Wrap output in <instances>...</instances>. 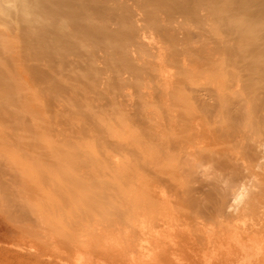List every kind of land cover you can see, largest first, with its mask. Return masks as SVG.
<instances>
[{
	"label": "rangeland",
	"instance_id": "obj_1",
	"mask_svg": "<svg viewBox=\"0 0 264 264\" xmlns=\"http://www.w3.org/2000/svg\"><path fill=\"white\" fill-rule=\"evenodd\" d=\"M186 2L162 0L147 15L140 0H109L118 23L94 22L110 39L92 49L81 38L78 71L32 61L47 81L0 60V264H185L181 250L162 253L157 243H181L188 264L264 263V232L245 233L264 218L226 211L233 182L207 152L172 149L160 171L147 162L160 154L157 140L146 153L147 134L194 136L210 120L208 39L189 37L186 15L166 22ZM149 213L175 221L148 233Z\"/></svg>",
	"mask_w": 264,
	"mask_h": 264
},
{
	"label": "bare ground",
	"instance_id": "obj_2",
	"mask_svg": "<svg viewBox=\"0 0 264 264\" xmlns=\"http://www.w3.org/2000/svg\"><path fill=\"white\" fill-rule=\"evenodd\" d=\"M102 1L109 3V0ZM140 1L147 15L152 6L162 3V0ZM106 5L97 6L94 0H0V60L12 63L16 75L27 74L46 81L49 76L36 64H30L32 61H48L50 64L59 61L62 67L78 71L77 69L83 68L79 59L84 56L79 50V40L86 38L93 49L98 48L100 40L110 39L109 34L104 32L107 25L99 27L94 22L98 20L107 24L109 20L118 17L113 11L110 12ZM172 10L167 21L165 20L167 23H171L177 15H186L190 18L193 32L189 37H199V41L204 36L208 39L205 62L211 90L208 91L209 103L206 110L210 120L206 127L194 136L179 134L180 137L169 140L164 139L162 135L159 137L157 132L155 136L147 134L151 139L146 135V153L148 154L149 144L154 140H157L156 145L160 150L155 161H152L149 155L151 160L148 159L147 162L154 164V170H158L160 161L166 158L172 149L187 148L188 154L194 152L192 148L197 150L196 152L205 151L208 153V161L228 172L231 183L233 182L230 188L232 190L233 187L232 197L226 204L223 203L226 211H250L263 219L264 0H187ZM149 17L152 24L164 25V22L159 23L151 15ZM126 18L122 17L121 22ZM172 35L174 36L175 32ZM70 51L75 55L74 58L67 56ZM91 55L93 53L87 54L88 59H92ZM85 60L87 61V57ZM17 63L27 65L19 68L15 66ZM87 63L89 65V62ZM195 117L194 113L187 118L188 122L193 121ZM216 140L220 141L219 144L215 143ZM181 164L184 163H179L176 168H182ZM145 172L149 173L147 165ZM166 178L173 185L176 184L174 173L168 174ZM156 200L151 202L150 198L148 201L146 199L147 203L155 208L166 204L165 199ZM240 206H243L241 210ZM186 215L179 217L185 218ZM148 216L151 217L147 220L149 224L142 229L148 233L154 226L173 224L175 221L174 218L161 213L156 218L152 217L151 213ZM248 230L256 235L263 233L264 223L256 222L245 233H248ZM156 245L162 253H167L169 248L173 249L171 254L181 250V259L186 260L185 264L189 263L184 257L186 252L180 249L181 243ZM258 250L264 260V248ZM230 254L228 251V257ZM224 255L226 256L225 253ZM251 259L253 261L254 258ZM220 260L224 258L219 256L218 261ZM168 262L165 258L157 264H172Z\"/></svg>",
	"mask_w": 264,
	"mask_h": 264
}]
</instances>
